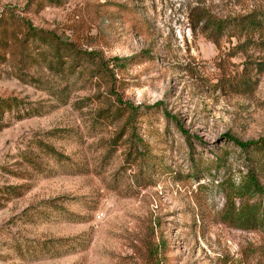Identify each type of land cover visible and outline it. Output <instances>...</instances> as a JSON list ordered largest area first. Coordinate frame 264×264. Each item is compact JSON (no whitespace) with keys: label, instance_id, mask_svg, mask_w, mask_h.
Wrapping results in <instances>:
<instances>
[{"label":"rangeland","instance_id":"374dc122","mask_svg":"<svg viewBox=\"0 0 264 264\" xmlns=\"http://www.w3.org/2000/svg\"><path fill=\"white\" fill-rule=\"evenodd\" d=\"M224 135L264 139V0H0V264H264Z\"/></svg>","mask_w":264,"mask_h":264},{"label":"trees","instance_id":"16d2710c","mask_svg":"<svg viewBox=\"0 0 264 264\" xmlns=\"http://www.w3.org/2000/svg\"><path fill=\"white\" fill-rule=\"evenodd\" d=\"M250 15L247 17L249 19V21H247L246 23V28L244 29L246 31H248L249 27L253 26V19L249 18ZM243 19H239L236 20L234 23V25H231V27H227L229 29L228 33V37H235L237 34L241 33L240 31L243 30L241 28V22ZM208 22L210 25V35H206V37L208 39H210L213 43L217 42V39L221 36V31L225 30L224 28V23L223 21H216L215 19H209L206 18L204 20V28H206L208 26ZM31 32L33 33L31 38H32V42L33 43H37L38 41L42 42V44L46 45V47L48 46L49 49H52L53 51V56L54 57H58V43L56 44L57 48H55V43L54 40L55 39H49L45 40V37L42 35L41 37H37V32L33 29H31ZM47 35V34H46ZM53 38V37H52ZM64 50H65V46H64ZM65 51H67L65 57H69L70 61L68 64L73 63L75 60H77V56L79 53H76L75 51H73L70 47L67 48ZM82 55L87 56L89 55L88 53H82ZM2 104V102H1ZM159 103L156 104L154 107H158ZM127 108V112H129V115H127V127L129 126V131H130V136L129 139L132 141V143H136L138 139V137L135 135V131H134V126L133 123L135 122V116H136V110L132 107V105H125ZM3 108V112L8 110V105H3L1 106ZM163 115L167 118L169 117L168 113H166L165 111L163 112ZM170 118V117H169ZM172 119V118H171ZM176 122V121H175ZM177 126V125H176ZM178 127V126H177ZM182 133H184L181 129H179ZM224 138L229 140L233 145L241 148V149H246L247 147H254L255 149L258 150H263L264 148V139H260L257 141H248V142H240L236 139H234L233 137H230L229 135H224ZM51 150V149H50ZM51 152L53 153L54 151L51 150ZM247 180H248V185L251 186V188L259 195H262V188L259 186L257 180L254 178V176L252 174L247 175ZM252 209H257V211H259V217H260V223L264 225V198L261 200L260 203H258L257 205L252 206Z\"/></svg>","mask_w":264,"mask_h":264}]
</instances>
